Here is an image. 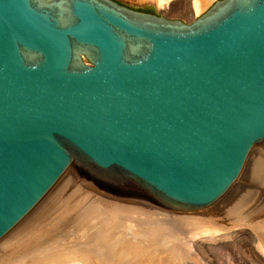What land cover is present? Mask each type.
I'll list each match as a JSON object with an SVG mask.
<instances>
[{"label":"water","instance_id":"obj_1","mask_svg":"<svg viewBox=\"0 0 264 264\" xmlns=\"http://www.w3.org/2000/svg\"><path fill=\"white\" fill-rule=\"evenodd\" d=\"M264 140V0L190 23L113 0H0V239L73 162L111 195L192 212Z\"/></svg>","mask_w":264,"mask_h":264},{"label":"bare ground","instance_id":"obj_2","mask_svg":"<svg viewBox=\"0 0 264 264\" xmlns=\"http://www.w3.org/2000/svg\"><path fill=\"white\" fill-rule=\"evenodd\" d=\"M140 1L142 3V1L144 0H138L136 1V3L139 2L140 4ZM165 1L167 0H155L153 1V3L155 2L154 6H149L146 10H150L151 12H153V8H164V10H169V8H167L168 6L166 7V5L164 4ZM209 1L212 0L185 1V3L188 4L190 16H196L199 11L204 8L205 5L207 6ZM263 142L264 140L252 147L239 175L227 189V191L215 202L209 205L208 207L211 206L210 208L205 207L207 208L206 210H202V212H199L195 215H178L169 211H164L163 209L166 208L156 205L159 207L158 208L152 205L153 203L150 204L151 202L149 203L148 201V203H145L138 200H126L116 198L114 197V195H111L105 191L102 193L98 190H95L90 185L82 183L81 179L77 175L76 169L74 168L73 162H71L66 171L54 183L49 191L39 200V202L0 239V264H131V262L127 261V257L129 255H133L136 259H138V257L140 258L144 253L146 254L148 252L146 250H149L153 247V244L155 243L154 239H157L158 237L157 233L161 232V230L157 231L159 229L156 228L157 226L148 227L149 235L147 237L149 238L148 241H151V244L142 245L141 243L138 244V242L135 243V234L142 235L143 231H140L138 227L134 228V220L133 217H131V215L133 214L144 215L146 217L148 216L149 220L152 219V217L153 219H155L157 216L173 217L174 219L181 220L184 224L186 223L189 227L192 228L191 230H199V233L198 231H196L197 233L194 232L196 233V235L193 233V240L191 242L202 255H206L208 253V250L219 247L216 245L224 242L225 240L233 241L235 237H239V234L252 235V232L247 230L252 225L259 226L258 224L262 220V214H259V211L261 208H263L262 206H264V145L260 147L259 150H255V147L259 144H262ZM244 168L246 169V171L243 174V170H245ZM85 179L87 180V178ZM88 181L98 187L93 181L89 179ZM70 190L71 197L77 198L78 202L76 201V206H78L79 203H83V200L86 201V199H90L92 200L91 204L93 203L94 210L96 212H99L100 217L98 218L96 224L92 226L95 218H92L90 212L86 211L84 214H79L76 218H74V221H71V223L68 222L69 225H63V227H61V231H59L63 235H61V238L65 237L68 239L67 246L71 244L67 247L69 249L67 250V248H64L61 252L48 254L47 251L50 250L52 244L54 243V235H51V231L49 232L46 228H44V225L42 223V216L38 215L37 212L42 210L40 213L43 214V211L46 208L48 209V211L50 208H53L55 206V204H53L55 198H63V205L68 203L69 201H67L68 199L67 197H65V195ZM220 199L222 200L219 201ZM239 200L241 201V205L248 208L247 210H244V207H242L240 214H242L245 219H253L251 220L250 224H248L249 227L247 228L246 225L241 226L242 223L237 216L238 220L234 225L236 229H232L231 227V229L229 230L230 232L228 235L231 236L229 237L231 239L225 236L217 237L212 233L211 235L204 236V234L209 232L208 230V232L204 230L207 229V227H211L212 230H217L219 229V227H224V225L227 224L226 219L228 218L224 217V213H226L227 215L230 211L239 210L241 206H234V202H239ZM45 202L47 203L45 204ZM41 205L42 207H40ZM65 206L66 205H64V207ZM52 210L53 209H51L50 211ZM56 210H58V208H55V212ZM234 218L236 219V216ZM234 218L232 220H234ZM47 221L49 222V220ZM55 224L57 225L58 222H55L54 225ZM163 225L165 226V228L167 227L166 229L171 230L170 226L165 224ZM122 228H124V231L120 233ZM125 229L130 232L127 231L126 233ZM168 233L170 234V236H173L171 234H174L176 232L173 233V231H170L167 232V234L165 232L163 235H168ZM129 234H134L135 238L131 237ZM201 234H203V237L200 236ZM176 235L174 236L179 237L177 233ZM197 235H199L200 238H198ZM41 236L43 237V240H38L39 238H41ZM263 236L264 235H262L261 237ZM163 237L162 239H166L167 236L165 238ZM172 240H174V238ZM168 242L166 241V246L162 247L165 250L160 253L163 256L162 261L165 263H169L175 259L179 261L184 260L185 250L177 248V246H175V248L167 247ZM256 243L257 247H254V254L255 256H258V258L260 257L263 260L264 239L259 238ZM16 249H22L18 250V252L23 250H25L26 252H20L18 253L19 256H17L16 254L17 257H15V255L12 254ZM35 249H42L43 252H45V256L40 259H35L32 256V253ZM147 256H149L148 260H150V257L154 255L149 254ZM23 257L27 258V260H22L24 259ZM189 259L193 260L192 258ZM196 262L197 261H195V263ZM192 263L194 262L192 261Z\"/></svg>","mask_w":264,"mask_h":264},{"label":"rangeland","instance_id":"obj_3","mask_svg":"<svg viewBox=\"0 0 264 264\" xmlns=\"http://www.w3.org/2000/svg\"><path fill=\"white\" fill-rule=\"evenodd\" d=\"M113 1L117 2L118 4H120L122 6H125V7L129 8V9H135V10H146V9H148L149 6H154V3H155V2L153 3V1H155V0H146V2L144 0V1H142V3L140 1V4H139V2L136 3V1H138V0H113ZM185 1H189V0H167V1L164 2V4L166 5V7L168 6L167 8H169V10H164V8H162V9L153 8V12L152 13L155 16H157V17H162V18H165L167 20L181 21L183 23H190L194 19H196L197 17L203 15L218 0L209 1L207 6L205 5L204 8H202V10H200L199 13L196 16H193V17L190 16L189 7H188V4L185 3ZM176 5H178V6H176ZM263 145H264V142L262 144L257 145L255 147V150H257V149L259 150V148L262 147ZM245 171H246V169L243 170V174H244ZM77 175L81 179L82 183L90 185L92 188H94L95 190H98V191H100L102 193L104 192V191L100 190L98 187H96L95 185H93L90 181H88V179L86 180L85 178H83L78 172H77ZM65 197H67V199H68L67 201H69L68 203L64 204V205H66L65 207L63 205V198L61 199V197H60L59 199L55 198V200L53 201V204H55V206L54 205H53L54 207L50 206V207H53V208H50L49 211L46 208L43 211V214L40 213L42 210L37 212L38 215L42 216V220H43L42 223L44 225V228H46L49 232L51 231L50 232V234L52 233L51 235H54L53 236V240H54L53 244H54V246L52 244L50 250L47 251L48 254H52V253H55V252H61V251H63L64 248L66 249L68 246L71 245V244H69L67 246V240H68L67 238H65V237L61 238L62 234H61L60 231H61V227H63V225H69L68 222L71 223V221H74V218H76L79 214H82V213L84 214L86 211H89L91 217L95 218V221H93L92 226L94 224H96V222L98 221V218L100 217L99 212H96L94 210L93 203L91 204L92 200H90V199H88V200L86 199V201L83 200V203H79V205L76 206L75 203L77 201V198L71 197V190L66 193ZM114 197L121 198V199H126V200H136V199H131V198L117 197V196H114ZM56 199H57V201H56ZM221 200L222 199H220L219 201H221ZM240 200H239V202H234V206H241L239 210L230 211V212H228L227 215H226V213H224L226 215V216L224 215V217L228 218V219H226L227 224L224 225V227H219V229H217V230H212L211 227L210 228L207 227V229H204V230H206V231L208 230L209 232L207 231L208 233L204 234V236L211 235V233H212L214 236L216 235L217 237L218 236L219 237L220 236L221 237L225 236L227 238L231 237V236L228 235L229 232H230L229 230L231 229V227H232V229H236V227L234 225L236 224L235 222L238 220V218H239L240 222L242 223L241 226L246 225V227L248 228L249 227L248 224H250L251 220H253V219H251V218L245 219L244 216H242V214H240L242 207H244L243 205H241V201L242 200L241 201ZM60 201H62V202H60ZM138 201H141V200H138ZM219 201H218V203H219ZM142 202L148 203L147 201H142ZM46 203L47 202H45V204ZM261 203H262V201H261ZM150 204H152V203H150ZM215 204H217V203H215ZM152 205H154V204H152ZM154 206H156V205H154ZM212 206H214V205H212ZM40 207H42V205ZM156 207H158V206H156ZM210 207H208V208H210ZM262 207L263 208L260 209L261 212L258 210L259 214L260 213L262 214L261 215L262 218L260 217L262 219L261 220L262 223L260 221V223L262 225L260 223L258 224L259 226H257V225L256 226L255 225L251 226L250 225L251 227H249L248 230H247V231H251L252 235L239 234V237H235V239H234L235 241L233 240L234 242L232 240H225L224 242L216 245V246H219V247H215L212 250H208V253H207L208 255L207 254L206 255H202L195 248V246H193V243L191 242L193 240V237H192L193 233L196 232V231H198V233H199V230H197V229L196 230H194V229L191 230L192 228L189 227L186 223H185L186 224L185 225L181 220L174 219L173 217H165V216H157L156 217L157 220H156L155 217H154L155 219H153V217H152V219L149 220L148 216L146 217L144 215H135V214H133V215H131V217H133V220H134V223H133L134 224V228L138 227L140 229V231H143L142 235L135 234L136 238L134 237V234L133 235L129 234L131 237H133V238H135V240H137V241L134 240L135 243L138 242V244L141 243L142 245L151 244V241H148L149 238L147 237L149 235L148 227L157 226L156 228H159L157 231L161 230V232L157 233L158 237H157V239H154L155 243L153 244V247L151 249H149V250H146V251H148L146 254L144 253L143 256H141L140 258L138 257V259H136L133 255H129L127 258L128 259L130 258V259L129 260L127 259V261L131 262V264H133V263L134 264L135 263L136 264H140V263L141 264H184V263L185 264H199V263L200 264L201 263L202 264H264V259L262 260L260 257L258 258V256H255V254H254V247L255 248L257 247V245H256L257 244L256 243L257 240L259 238L260 239H264L263 238L264 236L261 237L262 235H264V231H262V230H264L263 229L264 228L263 227L264 226V219H263L264 218V206H262ZM55 208L56 209L58 208V210H56V212H55ZM61 208H63V209H61ZM235 208H234V210H235ZM51 209H53V210L50 211ZM206 209L207 208L201 209V210H198V211H194V212H181V213L178 212V211H172V210H166V209H163V210L164 211H169V212H172V213H175V214H178V215L179 214L180 215H195V214H197L199 212H202V210H206ZM247 209H248L247 207H244V210H247ZM234 212H236V213H234ZM182 213H184V214H182ZM235 216H236V219L234 218ZM237 216H238V218H237ZM233 218H234V220H232ZM46 219L49 220V222ZM55 222L56 223L58 222L57 225L55 224L56 226L54 225ZM63 223H67V224H63ZM59 224H60V227H59ZM163 224L170 226L171 230L170 229H166L167 227L165 228V226ZM63 231H64V228H63ZM123 231H124V228L121 229L120 233H122ZM127 231L128 230H126L125 232L127 233ZM170 231L171 232L173 231V233L176 232L179 237H176L177 236L176 233L171 234L173 236H170L169 233H168V235H166L167 232H170ZM128 232H130V231H128ZM165 232H166V234L164 236L163 234ZM135 233H137V232H135ZM196 233H194V234L196 235ZM174 235H176V236H174ZM166 236L170 237V238H167ZM200 236L203 237V234H201ZM162 237L163 238L166 237V239H162ZM197 237L200 238L199 235H197ZM173 238H174V240H172ZM40 239L43 240V237L41 236V238H39L38 240H40ZM229 239H231V238H229ZM195 240H197V239H195ZM166 241L167 242L169 241L167 243V247H174L175 248V246H177V248H181L182 250H185V252L183 251L184 254H185V259L182 260V261H179V260L175 259V260H173V261H171L169 263L168 262H166V263L163 262L162 261L163 256L160 253L165 250L162 247L166 246L165 245ZM188 246H191V247H188ZM68 249L69 248H67V250ZM18 250H22V249H16L13 252V254L12 253L11 254L15 255V257H17V256H19L18 253H20V252L22 253L23 251H25V250H23V251L18 252ZM16 254H17V256H16ZM149 254L154 255V256L150 257L151 258L150 260H148L149 256H147ZM32 256L35 259H38V258L40 259V258L45 256V252H43L42 249H39V250L35 249L34 252L32 253ZM188 257L192 258L193 260L189 259ZM23 258L24 259H22V260H27V258H25V257H23ZM192 261L194 263H192ZM195 261H197V262L195 263Z\"/></svg>","mask_w":264,"mask_h":264}]
</instances>
